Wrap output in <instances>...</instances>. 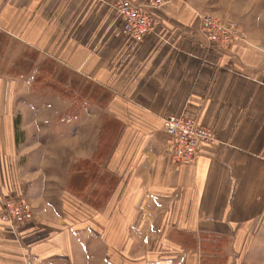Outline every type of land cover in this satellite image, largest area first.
Returning a JSON list of instances; mask_svg holds the SVG:
<instances>
[{"label":"crops","instance_id":"obj_1","mask_svg":"<svg viewBox=\"0 0 264 264\" xmlns=\"http://www.w3.org/2000/svg\"><path fill=\"white\" fill-rule=\"evenodd\" d=\"M121 1L142 0H0L1 33L112 93L98 113L67 120L89 132L71 134L70 152L53 165L67 156L69 176L92 157L103 116L120 124L100 170L117 184L101 207L54 174L52 203L28 200L33 218L15 232L0 221V264H199L202 234L224 239L206 243L210 250L264 253V54L244 42L208 51L198 19L236 21L255 43L264 39V0H175L153 10L154 28L137 44L121 33ZM23 75L0 74V206L25 191L33 152L29 105L15 101ZM170 114L213 129L191 165L166 151ZM106 187L90 185L86 195Z\"/></svg>","mask_w":264,"mask_h":264},{"label":"rangeland","instance_id":"obj_2","mask_svg":"<svg viewBox=\"0 0 264 264\" xmlns=\"http://www.w3.org/2000/svg\"><path fill=\"white\" fill-rule=\"evenodd\" d=\"M0 40L5 41L0 49V74L14 76L5 73V70L13 64V61L27 46L21 41L7 38L6 34ZM44 59L50 60L49 57L39 56L34 68L18 79L15 101L25 102L29 105V136L25 144L33 150V154L31 153L27 172L24 174L25 191L22 194L10 196L16 199H25L28 203L30 199H38L41 205H46L47 202L52 203L55 193L58 191L57 188H54V174L63 175L67 182L69 179L66 173L69 158L67 156L58 158V167L56 168L53 165L55 156H59V151L70 152L71 134L76 133L77 130L81 133L89 132L85 125H78L81 120L74 123H67V120L78 111H82L84 115L87 112H97L95 109L100 106L94 96L86 94L85 87H89L87 81L62 63L55 61L52 70L56 72L43 73V80L35 83L33 79L40 73L37 68ZM45 80L56 83L67 94L63 95L58 90L45 86ZM45 209L48 211L45 214L49 213L48 207ZM147 242L150 243L151 238L147 239ZM222 250H224L222 247L210 250L208 244H205V249H200L198 252L199 264H264V253L261 250L233 256L222 252ZM102 260V255L101 258L100 255L96 256V263Z\"/></svg>","mask_w":264,"mask_h":264},{"label":"built area","instance_id":"obj_3","mask_svg":"<svg viewBox=\"0 0 264 264\" xmlns=\"http://www.w3.org/2000/svg\"><path fill=\"white\" fill-rule=\"evenodd\" d=\"M173 1L142 0L135 4L118 2L116 9L123 21L121 33L133 43H141L156 23L153 10ZM198 19L208 51L225 52L231 45L244 42L264 54V39L251 42L236 21L220 19L209 13H199ZM163 129L167 135L166 151L175 164L191 165L198 157L200 145L213 138L212 128L183 115L166 116ZM32 217L33 210L25 199L6 197L0 206V221L7 223L13 232Z\"/></svg>","mask_w":264,"mask_h":264},{"label":"trees","instance_id":"obj_4","mask_svg":"<svg viewBox=\"0 0 264 264\" xmlns=\"http://www.w3.org/2000/svg\"><path fill=\"white\" fill-rule=\"evenodd\" d=\"M4 36V33L0 32V39ZM8 38V36H7ZM5 41L0 40V49ZM39 58V52L36 49L26 47L22 50L21 54L13 61L5 71L7 74L11 75H23L28 73L32 68H34L35 63ZM55 61L52 59H44L40 62L38 66V75H35L34 82H39L43 80V73L52 74L56 72L54 69ZM45 86H49L52 89L58 90L63 95L67 93L60 89L56 83L45 80ZM87 85L90 87H85L87 95H92L98 101L100 106H104L108 100L111 98L112 93L108 90H104L98 85L92 84L87 81ZM18 121L16 122L17 126ZM120 124L112 117L108 115L103 116L102 126L99 132V141L95 148V151L91 158H82L75 161L70 167L69 179L67 182V189L72 194L82 197L86 203L90 204L94 208H100L103 199L106 198L115 188L117 184L116 178L108 172L101 173V165L108 159L111 152L114 149L116 140L119 134ZM106 183V189H96L94 188L90 192V196L86 195V189L90 185ZM211 238V239H210ZM207 237L206 234H202L200 237V249H205V244L209 241H221L224 239H215L214 237ZM214 239V240H212ZM193 241V240H192Z\"/></svg>","mask_w":264,"mask_h":264}]
</instances>
